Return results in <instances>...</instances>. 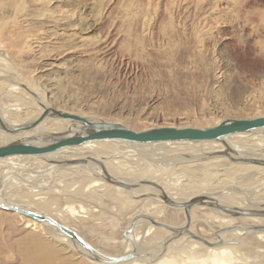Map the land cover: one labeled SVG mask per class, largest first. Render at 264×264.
Returning <instances> with one entry per match:
<instances>
[{"label": "rangeland", "instance_id": "rangeland-1", "mask_svg": "<svg viewBox=\"0 0 264 264\" xmlns=\"http://www.w3.org/2000/svg\"><path fill=\"white\" fill-rule=\"evenodd\" d=\"M8 24L14 26L12 38L0 40V109L8 123L32 120L41 105L138 131L204 128L224 119L264 116V0H0V31ZM44 126L61 132L69 123L52 120ZM259 134L231 137L239 142ZM94 149L61 155L66 160L99 158L113 177L156 180L182 200L221 192L230 193L227 202L233 206H244L247 196L233 188H251L237 177L247 167L216 171L220 162H210L173 174L175 166L155 171L151 163L164 161L145 159L125 144L96 143ZM42 162L34 157L0 162V197L49 214L103 253H122V232L151 199L134 200L108 185H93L97 179L85 170L59 168L64 170L54 178L57 167ZM174 177H181L180 184L171 188L168 179ZM201 181L210 185L202 187ZM153 205L145 213L164 210ZM198 209L192 211L191 230L213 239L222 223L208 229L198 219L209 220L212 214ZM164 211L163 219H171L173 227L184 221L182 213L174 219ZM36 223L0 210V264H97ZM141 229L140 249L159 254L165 233L148 232L142 222ZM189 243L182 238L167 253L183 264L186 252L181 251ZM256 252L253 259L264 264V249ZM253 259L237 263L252 264Z\"/></svg>", "mask_w": 264, "mask_h": 264}, {"label": "bare ground", "instance_id": "bare-ground-1", "mask_svg": "<svg viewBox=\"0 0 264 264\" xmlns=\"http://www.w3.org/2000/svg\"><path fill=\"white\" fill-rule=\"evenodd\" d=\"M13 27L14 26L12 24H8L4 27H1L3 30V31L2 30L0 31L1 41L10 40L8 36H10V31L14 29ZM8 32H9V35L6 36L5 34H7ZM10 37L12 38V35ZM20 40H19V43L25 44L24 43L25 40L24 41L22 40V42ZM20 86L21 88L23 87L26 88L22 84H20ZM30 92L33 93L36 96V99L38 100V102L41 103L40 98L36 95V93H34L33 91H30ZM43 106H46V105H43ZM39 110L41 112L42 108H39ZM39 113L36 116H38ZM0 116L2 117V120L4 121V123L8 125H18V123L17 124L8 123L6 119V115L3 111H1V109H0ZM49 121H52V120H46L34 132L27 133L24 135H13V136L8 135L7 136V135H4L0 131V143H6L14 139H19L22 136H29V134L33 135L35 133H38L41 135H50L54 133L55 134L64 133L66 135H70L71 133L74 132V129L70 128V124L67 127V129L62 130L61 132H54L53 130L47 128V126H44L45 123ZM217 124L218 123L214 125H217ZM212 126H207V127H212ZM126 127H128L131 130H134L133 129L134 127L133 128H131V126L130 127L126 126ZM134 131H138V130H134ZM254 133L255 134L260 133V134L256 136L255 138H247L239 142H235L232 140L233 138L231 136L233 135L229 137H225L223 139L225 144L233 152L232 154H230V158H226L220 154V152L222 153L224 151L223 145L220 142L204 141V142H194V143H161V144H155V145H138V144H129V143H124V142H117L118 144H125L129 148H133L134 151H131V152L141 155L145 159H149L151 161H156V162L164 161L163 164L151 163L152 165H155L153 167L154 169H156L155 171H161V170L163 171L165 168L167 169L168 167H171V166L174 168L175 166L174 168L175 171L173 172V174H177V172L180 171L179 168L186 167L189 170H197L199 169V166L210 163V162H220L218 165L215 166L216 168H214L216 171H218V169L223 170L227 166H241V167L250 168L246 172H241L237 174V177L240 181L251 184L250 190L244 191V189L233 188V190L235 191L240 190L242 192L241 193L242 196L244 197L247 196V198L245 199L244 206H241V205L233 206L232 204L227 202L229 198L228 196L230 195V193L227 195L225 193L219 192V193H216L218 196L216 195L211 196V195H207L203 193L193 195L194 197L195 196L206 197L207 199H210L211 202L219 206L218 208H212V207L197 205L193 207L190 211H188L189 218H190V224L188 226V231L191 234L205 240L209 245H204L200 242H197L196 240H193L191 236L186 233H182L179 235V234H174L164 228L156 227L148 220H138L136 222L131 233L128 235L129 238L132 240V242H129L128 240L123 238L126 244V247L122 251V253H119V254L110 255L107 253H103L99 251L98 249H95V247L91 245L90 242H87L86 240H84L81 233L77 231L76 233L80 235V237L82 238L84 242L92 246L101 255L121 256V255L130 253L132 250H134V258L127 262L121 263V264H178L175 258L170 256L169 253H167V251L172 248H173L172 250H176L175 246L179 244L182 238L191 242L187 245V247L185 245L184 249L186 251L180 250L181 254H184L186 252L185 253L186 257L183 260V264H238L237 262L239 260H242L245 258L248 260L253 259L252 255L258 257L256 250L264 249V231H258V229L264 228V225H263L264 217L236 216L233 214H227L221 210V208H228V209H233L236 211L264 212V167L259 166V165L245 163L241 161V160H258V161L264 162V128L259 129V130H254L250 133H246L245 135H248V134L251 135ZM243 134H235V135H243ZM105 142H114V141H99V142H94L88 145H84L82 147L88 148L89 151L94 152L96 151L94 149L96 143H105ZM146 146H150V149L146 150L145 149ZM75 148H80V147H75ZM256 148H258V150H256ZM70 152H74V148L64 149L56 153L55 155H49L48 157L40 159V161L44 162V163L42 162L44 165L40 164V166H45L46 168H52L55 165L57 168L54 169L53 171L54 178L58 176L59 171L64 170V169L59 170V168H67L65 170H69V169L70 170H74V169L85 170L87 175L89 176L92 175V177H94L95 180L97 179V181L94 182L93 185L105 184V185H108L114 188L115 190L119 192H123L124 190L108 184L105 180L111 178L112 180L122 182L123 184H126V185H131V186L134 185V188L130 189L129 191H124L127 193L129 198H132L134 200H139V199H144V198L151 199V202L149 203L150 206L146 209V211H144L143 213H139L135 216H148L151 219H153L156 223L165 224L172 228H181L185 225V220H184L180 226L173 227V225L171 224L172 223L171 219L169 220L163 219V218H167L165 217L166 216L165 211H164L165 209H167L168 211L170 210V213L173 214L174 219L178 218V215L180 213L184 215V211L182 209H172V208L165 206L161 198L162 196L164 197L166 196L169 200H171L174 203H186V202H189L194 197L189 198V199L187 198L186 200H182L177 197L176 198L172 197V194L170 193V191L167 189H164V187L160 183H158V181L156 180H143L142 179L141 181L140 180L138 181L129 180L128 181V180L117 179L111 175L108 169H106L107 167H105V165L102 163V161H100L99 158L93 159L92 157L87 156L85 158L66 160L64 159L65 157H62L61 155V154L70 153ZM115 157L117 156L112 155V158H115ZM13 158H18V157H12L9 159H13ZM9 159H5V160L8 161ZM81 159H85L86 163L82 165L66 164V162L68 161H76V160H81ZM180 174L183 175L184 173L182 172ZM220 175L221 174H219V177ZM184 178H186V176L183 175V180ZM179 180H181V177L179 178L174 177L173 180L169 178L168 182H171L169 186H171V188L178 187V185L180 184ZM165 182H167V180ZM201 182H202L201 184L202 187H203V184H209L208 182H204V181H201ZM39 186L41 185H38L37 187ZM146 191H149V192H146ZM240 191H237V192H240ZM33 192H36V191H33ZM1 195L2 193H0V196ZM0 202L9 203V202H5L1 197H0ZM153 203H157L158 205L162 206L164 210L163 211L153 210L154 214L145 213V212L151 211V209H155L154 208L155 206L153 205ZM9 204H12V203H9ZM12 205L21 207L20 205L14 204V203ZM22 208H26V207L22 206ZM198 208H201V209H198ZM26 209L31 210V211H36L30 208H26ZM195 209H198L199 211L203 210V212L206 211L212 214L211 215L212 217H210L209 220L204 219V218L198 219L200 220V222H203V225H207L208 229H210L212 225L216 226L215 223H217L218 221L222 223L219 229L213 230L212 232L213 239H210V238L207 239L206 237L193 233V231L191 230L192 225H193L192 224L193 223L192 222V219H193L192 211ZM36 212L43 213L46 216L50 217L51 219L55 220L52 216H49V214H46L41 211H36ZM206 212L205 214H207ZM204 216L205 215H203V217ZM131 220L129 221V224ZM57 222L62 224L66 228L75 231L74 229L66 226L64 223L59 222V221ZM140 222H142L144 229H146L148 232L154 231L157 228L161 232L165 233L166 237L163 241V244L159 247L160 249L159 254L156 255V253L153 251L155 249H151L148 251L146 246H144L143 249H140V245L142 244V241H141L142 229L140 233L137 230V227ZM36 224H39L44 228L51 229V231L55 232L56 238H58V241L60 243L67 242L70 246L74 247L77 250V252L81 254L83 257L89 258L88 252H86L84 248H82L78 243L67 238L65 235L60 233L58 230H56L51 225L46 224V223H36ZM129 224L125 230H127V228L129 227ZM224 228L226 229L223 230ZM178 238H180V240H177ZM236 243H243V244L238 246V244ZM172 244L173 246H171ZM259 244H260V247H258ZM179 247L181 248V246ZM180 251L178 252L180 253ZM256 261L258 262V264H263V263H259L258 260H254V259L252 261V264H257Z\"/></svg>", "mask_w": 264, "mask_h": 264}, {"label": "water", "instance_id": "water-1", "mask_svg": "<svg viewBox=\"0 0 264 264\" xmlns=\"http://www.w3.org/2000/svg\"><path fill=\"white\" fill-rule=\"evenodd\" d=\"M24 88V87H23ZM26 92L33 97L36 96L29 90L24 88ZM41 112L38 116L32 120L24 123H18V125H8L4 123L0 116V131L4 135H24L32 133L46 120L64 121L70 124V128L74 129V132L70 135L64 133L41 135L35 133L29 136H22L19 139H14L6 143H0V161L9 159L12 157H34L43 159L49 155H55L56 153L75 147H82L94 142L99 141H114L124 142L129 144L138 145H155L161 143H194V142H220L223 145L224 151L220 154L226 158H230L232 150L225 144L223 139L235 134H246L254 130L264 128V116L253 119H224L217 125L206 128H175V127H156L143 131H134L126 127L121 123L107 122L102 119H94L76 114L58 111L49 106L41 105ZM218 154V155H220ZM242 162L259 165L264 167V162L258 160H241ZM85 159L68 161L66 164H85ZM108 184L129 191L134 188V185H126L122 182L112 180L111 178L105 180ZM156 186V185H154ZM158 187V186H156ZM154 198V197H153ZM163 204L172 209H182L184 211L185 225L181 228H172L165 224H158L148 216H135L132 218L127 230L122 232V237L132 242L129 238V234L134 228L138 220H148L154 226L164 228L174 234L186 233L191 236L193 240L200 242L204 245H209L205 240L191 234L188 231L190 224V218L188 211L197 205L218 208L219 206L211 202L210 199L202 196H195L189 202L186 203H174L166 196L161 198ZM0 210L14 213L25 218L36 221L37 223H46L54 227L60 233L65 235L70 240L78 243L82 248L88 252L87 258L94 261L97 264H121L134 258V250L130 253L121 256H105L98 253L92 246L82 240L80 235L76 231L70 230L51 219L43 213L31 211L26 208L15 206L9 203L0 202ZM221 210L227 214H233L236 216H259L264 217V212L257 211H236L228 208H221ZM224 228L223 230H225ZM258 231H264V228L258 229Z\"/></svg>", "mask_w": 264, "mask_h": 264}, {"label": "crops", "instance_id": "crops-1", "mask_svg": "<svg viewBox=\"0 0 264 264\" xmlns=\"http://www.w3.org/2000/svg\"><path fill=\"white\" fill-rule=\"evenodd\" d=\"M30 135V134H29Z\"/></svg>", "mask_w": 264, "mask_h": 264}]
</instances>
